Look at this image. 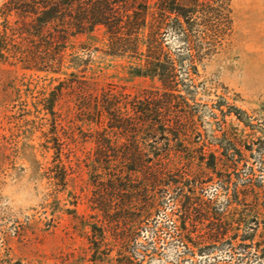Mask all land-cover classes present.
I'll use <instances>...</instances> for the list:
<instances>
[{
	"label": "rangeland",
	"instance_id": "1",
	"mask_svg": "<svg viewBox=\"0 0 264 264\" xmlns=\"http://www.w3.org/2000/svg\"><path fill=\"white\" fill-rule=\"evenodd\" d=\"M4 1L0 32L15 20L4 15ZM164 39L178 64L177 99L195 126L186 138L221 145V181L205 183L198 194L214 199L223 226L230 191L254 184L256 193L244 202L242 221L229 220L236 237L205 241V225L189 223L191 244L181 237L175 192L158 189L152 214L127 247L131 264H264V0H210L181 24L169 23ZM70 44L69 53L101 71L85 73L79 62L68 69L74 75L65 74V48L62 61L52 63L46 38L30 45L43 53L40 64L0 61V264H116L115 249L106 246L107 256L94 258L89 242L98 220L89 179L92 137L106 121L91 103L103 91L142 95L157 83L130 77L125 59L104 52L98 30ZM194 155H182L183 169L197 167ZM239 155L235 167H225ZM224 177L231 179L228 191Z\"/></svg>",
	"mask_w": 264,
	"mask_h": 264
},
{
	"label": "trees",
	"instance_id": "2",
	"mask_svg": "<svg viewBox=\"0 0 264 264\" xmlns=\"http://www.w3.org/2000/svg\"><path fill=\"white\" fill-rule=\"evenodd\" d=\"M209 1L5 0L2 4L4 15H14L15 20L9 25L3 23L0 61L15 58L40 64L43 53L31 51L30 45L38 47L46 38L49 48L45 54L52 63L62 61L61 51L65 48V74L74 75L75 71L68 69L78 68L80 63L83 72L96 73L101 71L99 66H91L89 59L80 60L69 50L72 38L93 36L98 30L104 38V52L125 59L130 77H147L157 83L147 94L130 96L103 91L92 100L91 104L106 120L105 126L94 132L90 156L91 202L98 219L89 241L94 258L107 256L105 250L109 247L117 252L116 264H131L127 247L142 218L152 214L161 188L175 192L181 237L191 244L195 241L186 230L189 223L205 225V241L237 236L236 231L230 230L229 220H236V224L242 221V206L256 193V186L249 184L230 191L223 226L221 212L213 210L214 199L198 194L205 183L221 181V145L186 138L195 132V126L188 123L192 115L177 99L178 64L164 39L169 23L181 24L183 15L192 17ZM9 45L20 49L10 51ZM35 68L40 69L39 65ZM51 70L58 71L57 67ZM230 144L237 146L236 142ZM187 152L195 154L200 162L197 167L182 168V155ZM241 160L239 155L226 161L225 167H235ZM224 178L228 191L231 179ZM259 236L264 242V233ZM243 238L253 237L246 234Z\"/></svg>",
	"mask_w": 264,
	"mask_h": 264
}]
</instances>
